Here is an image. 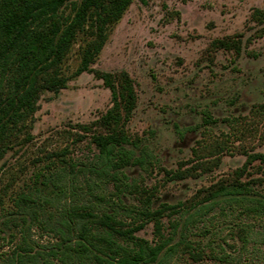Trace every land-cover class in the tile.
Segmentation results:
<instances>
[{"label": "rangeland", "instance_id": "1", "mask_svg": "<svg viewBox=\"0 0 264 264\" xmlns=\"http://www.w3.org/2000/svg\"><path fill=\"white\" fill-rule=\"evenodd\" d=\"M256 10L264 11V0H133L112 27L92 68L126 72L134 81L138 100L126 130L139 146L126 147L144 155L143 167L122 169L129 184L122 191L100 168L97 129H87L112 106V95L94 72L76 75L90 39L79 32L61 64L66 86L41 94L31 139L22 133L0 155V264L26 242L42 250L40 262H56L50 253L60 244L62 206L71 198L57 200L48 178L64 174L77 199L115 214L125 228L142 225L134 236L151 245L162 241L155 222L131 208L143 210L148 194L152 211L176 206L161 218L163 239L174 244L184 233L202 257L194 260L182 247L163 264H264V215L256 219L218 197L186 227L180 218L195 213L217 184L248 183L264 199V165L253 161L241 171L250 155L264 154V21ZM38 173L45 176L36 181Z\"/></svg>", "mask_w": 264, "mask_h": 264}, {"label": "trees", "instance_id": "2", "mask_svg": "<svg viewBox=\"0 0 264 264\" xmlns=\"http://www.w3.org/2000/svg\"><path fill=\"white\" fill-rule=\"evenodd\" d=\"M132 2L133 0H0V155L22 133L26 134L25 140L31 139L28 129L38 109L40 96L46 91L58 92L66 86L67 80L61 74V64L78 33L84 32L90 39L83 48L81 63L75 73L80 75L94 72L112 95V106L87 129H97L92 140L100 152L101 170L111 174L114 182L119 183L117 188L120 191L129 186L128 176L122 169L130 165L144 166V155L135 157L134 151L126 147L139 146L126 130V124L130 121L138 100L135 84L126 72L112 74L96 71L92 65L107 42L112 27ZM67 8L70 9V14H65ZM254 17L264 21V11L256 10ZM215 44L221 48L240 51V46L234 42V46L226 40H216ZM257 160L264 165V154L250 155L241 171L244 172L247 164ZM75 168L72 166L70 169L73 175ZM43 176L45 175L38 173L36 181ZM48 179L53 181L58 190L57 200L71 198L62 206L60 244L57 248H52L50 253L56 262L46 258L40 262L42 250L26 242L5 257L1 264H163L169 258L173 259L182 247L194 260L202 257L201 251H191L184 233L174 244L169 239H163L161 218L168 210L176 211V206L163 204L161 208L152 211L149 208L151 196L148 194L144 199L143 210L135 206L131 208L155 222L162 241L151 245L149 241L134 236V232L142 225L125 228L123 221L115 214L105 209L99 211L94 202L77 199L78 188L72 180H66L65 174L50 175ZM257 195L248 183L217 184L209 190L203 201L194 205L201 204L195 213L190 214L191 210L182 211L180 218L185 219L186 227L200 210L220 203L216 200L218 197H225L224 201L241 208V213L252 214L259 219L264 215V199ZM30 215L36 219L35 212L32 211ZM177 225L178 223L175 227ZM99 227L109 233L99 232L96 230ZM110 233L127 238L133 245H122ZM161 253L164 256L158 260Z\"/></svg>", "mask_w": 264, "mask_h": 264}]
</instances>
